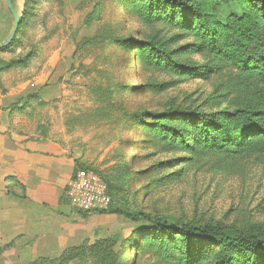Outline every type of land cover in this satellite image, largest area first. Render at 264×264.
Here are the masks:
<instances>
[{
  "label": "rangeland",
  "instance_id": "1",
  "mask_svg": "<svg viewBox=\"0 0 264 264\" xmlns=\"http://www.w3.org/2000/svg\"><path fill=\"white\" fill-rule=\"evenodd\" d=\"M12 1L20 25L15 42L0 50V121L6 134L52 141L62 150L58 222H45L40 258L53 260L69 248L109 239L113 244L97 258L88 249L79 264L218 263V249L190 242L185 260L178 236L154 234L150 221L134 222L115 210L264 235V143L196 152L149 118L164 110L208 111L238 102L245 92L264 107V69L240 70L207 45L201 49L196 28L187 33L170 22H148L145 14L153 9L179 15L150 0ZM197 5L201 15L193 17L213 28L240 14L249 30L264 36V15L250 2ZM12 26L0 0V43ZM161 49L175 50L183 69L160 64ZM106 89L111 100L104 97ZM210 97L219 101L208 105ZM80 170L104 183L106 210L84 212L65 197ZM12 186L19 190L16 181ZM8 245H0L1 253Z\"/></svg>",
  "mask_w": 264,
  "mask_h": 264
},
{
  "label": "trees",
  "instance_id": "2",
  "mask_svg": "<svg viewBox=\"0 0 264 264\" xmlns=\"http://www.w3.org/2000/svg\"><path fill=\"white\" fill-rule=\"evenodd\" d=\"M150 1L161 4L165 8L170 7L179 15L172 17V13L153 9L145 14L148 22L156 20L170 22L176 28L187 29V33L196 28L197 31H201L199 34L202 39L201 49L207 45L216 51L217 58L239 67L240 70L253 69L258 72L264 69V36L249 30L246 19L242 15L234 14L232 20L219 22V26L213 28L201 18L197 20L193 17L194 13L201 15L197 5L198 0ZM238 1L250 2L264 15V0ZM16 35L9 46L15 42ZM147 44L150 48H155L152 42L149 41ZM174 52L175 50L161 49L157 57L163 66L181 71L183 65L173 58ZM239 88L246 89L242 86ZM223 94L224 91L218 97ZM104 97L106 100H111V90L106 89ZM236 97L238 102L230 104L228 101L223 106L220 103L216 107L210 106L208 111L164 110L150 113L149 118L167 126L170 139L180 141L187 149L196 152L202 149L209 152L238 151L264 143V107L259 106V102H255L256 98L246 92ZM243 99L247 100L242 101ZM213 102L216 100L210 97L208 105ZM15 109H19V106ZM147 123L152 125L151 122ZM8 191L12 192L9 189ZM113 212L134 222L141 219L150 221L154 234L166 233L170 238L178 236V246L184 247L182 251L185 253V260L190 255V242H193L196 243L195 245L205 244L207 247L218 249L217 264H264V235L246 233L235 227L221 225L191 226L168 221L161 222L142 211L127 213L115 210ZM112 244L109 239L100 240L91 246L69 248L53 260L38 257L30 264H70L73 261L79 264L86 250L89 249L88 255L91 254V259H95L103 251L102 247H110Z\"/></svg>",
  "mask_w": 264,
  "mask_h": 264
},
{
  "label": "crops",
  "instance_id": "3",
  "mask_svg": "<svg viewBox=\"0 0 264 264\" xmlns=\"http://www.w3.org/2000/svg\"><path fill=\"white\" fill-rule=\"evenodd\" d=\"M61 152L52 141L6 134L0 121V245L9 244L0 250V264H30L42 256L45 222H58Z\"/></svg>",
  "mask_w": 264,
  "mask_h": 264
},
{
  "label": "built area",
  "instance_id": "4",
  "mask_svg": "<svg viewBox=\"0 0 264 264\" xmlns=\"http://www.w3.org/2000/svg\"><path fill=\"white\" fill-rule=\"evenodd\" d=\"M67 196L76 208L84 212L106 210L109 205L104 183L83 170L76 172L71 179Z\"/></svg>",
  "mask_w": 264,
  "mask_h": 264
},
{
  "label": "water",
  "instance_id": "5",
  "mask_svg": "<svg viewBox=\"0 0 264 264\" xmlns=\"http://www.w3.org/2000/svg\"><path fill=\"white\" fill-rule=\"evenodd\" d=\"M5 4L7 6V9L9 10V12L12 15L13 26H12L9 34L7 35L6 39L0 43V50L9 46L12 43V41H13L16 33H17L19 24H20V17L14 8L13 1L12 0H5Z\"/></svg>",
  "mask_w": 264,
  "mask_h": 264
}]
</instances>
